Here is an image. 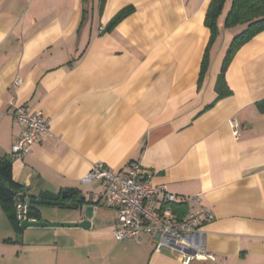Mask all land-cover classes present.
<instances>
[{
  "label": "crops",
  "instance_id": "obj_1",
  "mask_svg": "<svg viewBox=\"0 0 264 264\" xmlns=\"http://www.w3.org/2000/svg\"><path fill=\"white\" fill-rule=\"evenodd\" d=\"M209 1L0 0V159L38 199L77 192L37 205L32 219L89 221L23 229L7 215L13 204L0 202V264H183L177 250L154 252L152 235L114 238L115 209L94 199L102 184L81 182L96 162L113 171L137 162L153 184L198 195L212 210L202 228L215 259L189 264H264V31L222 73L244 25L224 26L226 0L211 37ZM128 5L133 11L105 30ZM221 76L227 91L217 87ZM17 106L48 126L21 160L10 158L23 129ZM172 208L179 217L187 205Z\"/></svg>",
  "mask_w": 264,
  "mask_h": 264
},
{
  "label": "built area",
  "instance_id": "obj_2",
  "mask_svg": "<svg viewBox=\"0 0 264 264\" xmlns=\"http://www.w3.org/2000/svg\"><path fill=\"white\" fill-rule=\"evenodd\" d=\"M13 118L23 124L20 135L11 146L10 158L21 160L32 154V147L42 134L48 132L47 120L40 113H32L24 106H17ZM233 134H238L235 119L229 121ZM100 182L101 190L94 195L97 203L115 209V225L112 235L117 241L130 238L140 239L142 234L152 235L154 252L170 248L181 253V262L192 260L213 261L215 255L206 248L204 222L213 219L212 210L200 202L198 195L177 196L162 184L151 181V174L143 173L137 162L127 164L123 171H113L102 162L94 163L82 177L83 184ZM157 198L160 208H153L148 202ZM175 202H183L187 209L177 217L172 208ZM16 221L31 220L29 214L30 196L24 190L14 194ZM84 208V206H83Z\"/></svg>",
  "mask_w": 264,
  "mask_h": 264
},
{
  "label": "trees",
  "instance_id": "obj_3",
  "mask_svg": "<svg viewBox=\"0 0 264 264\" xmlns=\"http://www.w3.org/2000/svg\"><path fill=\"white\" fill-rule=\"evenodd\" d=\"M225 1L226 0H210L208 3L204 23L209 28L211 37H213L218 31L217 18L223 9ZM103 3L104 0H100V8ZM133 9L134 8L131 5L121 8L108 21L105 26V30H111L124 17L130 14ZM235 25H244V28L239 33L234 35L229 44L222 64V73L235 52L245 43L250 41L254 36L264 31V0H230L229 8L224 17V26L232 27ZM204 64L205 62L203 60V66ZM217 84L218 89L224 88V90L227 91L225 81L222 76ZM259 106L261 110H264L263 102L259 103ZM19 189L20 187L11 180L10 161L7 159H0V202L4 205L12 203L14 206V194ZM71 193L72 198H74V195L77 194V192ZM28 194L30 196L29 214L35 216L37 215V211H35L36 205L32 204V201L38 198L32 193L28 192ZM41 199L45 198L43 197ZM52 199L58 200L60 204H63L60 197ZM80 202H82V200ZM7 215L10 221L18 227L19 223L16 221L15 214L8 211Z\"/></svg>",
  "mask_w": 264,
  "mask_h": 264
},
{
  "label": "water",
  "instance_id": "obj_4",
  "mask_svg": "<svg viewBox=\"0 0 264 264\" xmlns=\"http://www.w3.org/2000/svg\"><path fill=\"white\" fill-rule=\"evenodd\" d=\"M71 196L72 194L68 193L67 191H62L60 194V197L63 200H66ZM81 198L82 195H79L78 199L80 200ZM32 204L57 206L59 204V201L51 200V199H35L32 201ZM65 207H69V206H65ZM19 225L23 229L28 227H81L86 229L89 227V221L82 220L80 222H47V221H39L37 219H31V220L22 221Z\"/></svg>",
  "mask_w": 264,
  "mask_h": 264
},
{
  "label": "rangeland",
  "instance_id": "obj_5",
  "mask_svg": "<svg viewBox=\"0 0 264 264\" xmlns=\"http://www.w3.org/2000/svg\"><path fill=\"white\" fill-rule=\"evenodd\" d=\"M96 182H98V181H96ZM37 206V205H36ZM45 206V205H44Z\"/></svg>",
  "mask_w": 264,
  "mask_h": 264
}]
</instances>
